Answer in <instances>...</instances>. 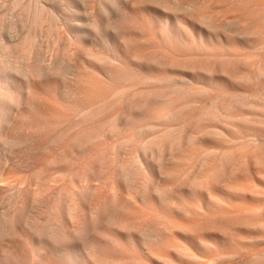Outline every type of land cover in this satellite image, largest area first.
I'll list each match as a JSON object with an SVG mask.
<instances>
[{"label":"bare ground","instance_id":"obj_1","mask_svg":"<svg viewBox=\"0 0 264 264\" xmlns=\"http://www.w3.org/2000/svg\"><path fill=\"white\" fill-rule=\"evenodd\" d=\"M246 1L255 2L254 8L264 5ZM108 3L103 18L78 26L132 62L109 60L102 78L69 79V97L81 109L67 125L61 126L69 119L65 113L40 97L54 82L41 79L42 68H32L35 80L17 66L0 68L7 85L0 86V151L21 158L50 155L34 172L35 188L17 186L12 192L0 155V264H264V118L246 112L264 93V66L206 53L208 43L221 37L202 18L210 32L195 39V23L179 16L182 1ZM78 4L88 7L91 0ZM241 17L238 24L248 20ZM2 20L0 50L12 41L2 34ZM257 20L264 25V15ZM231 34L246 38L255 31L238 28ZM97 53L87 50L88 65L106 62ZM64 66L51 69L62 74ZM224 87L235 90L221 93L226 100L220 97ZM206 95L210 99L202 106ZM198 105L192 123L169 128V121L183 120ZM206 120L214 127H204ZM113 138L117 142L108 150L100 149ZM204 140L208 148L190 151ZM75 169L79 186L68 187L57 200L56 192H46L51 177Z\"/></svg>","mask_w":264,"mask_h":264},{"label":"rangeland","instance_id":"obj_2","mask_svg":"<svg viewBox=\"0 0 264 264\" xmlns=\"http://www.w3.org/2000/svg\"><path fill=\"white\" fill-rule=\"evenodd\" d=\"M176 1H182L185 4L186 8L189 7L191 9L189 10L187 8L188 9L187 11V9L184 6V9H182V11L184 10L183 11L184 13L180 12L179 15V12H176V14L179 16L183 14L185 17L190 18V22L195 23V28H193L194 29L193 36L195 35L194 36L195 39H197L202 35L203 37H206L207 33L210 32V29H208V27H206L205 24L200 23L201 22L200 20H202V18H207L213 22V27H215V30L213 27H212L213 29L211 30L213 32L215 31L214 33H216V35L219 34L221 38H216V40H213L211 43H208L209 45L207 46L206 49H204L207 51L206 53L212 54L214 56L217 55L219 56L221 54L220 56H229V57L231 56L233 58L236 57L237 59L249 58L250 60H252L250 61L248 59L252 65L255 64L254 66H259V65L264 66L263 65L264 64V25L263 24L261 25L260 21L257 20L258 17L264 15L263 4H262L263 6L261 4H257V6L259 5L260 6L259 7L255 6L254 8V5H252L255 3L254 2L251 3L253 8H249L251 7V5H249V3L246 0L245 1L243 0L244 4L249 5V7L245 5L248 9L247 10L246 7L244 8V6H242L243 4L242 2H241L242 4L238 3L240 0L239 1L237 0L235 2L238 3L239 5L235 4L234 1H230V0H184V1L176 0ZM108 2H110V0H91V4L87 7L85 6V4L84 6L78 4V3L83 4L84 0H72V1L70 0H0V18L2 16L3 19L2 25L4 28L2 34L5 37L7 36L11 37L12 40L10 44L11 46L5 45L6 46L5 47L3 45L1 47L2 49L0 50V68L1 69L3 68V71H5V68L9 67L10 65H13L14 67L17 66L16 69L21 71L22 76H26L29 79L32 78V80H35L34 75L35 78L37 77L36 73L31 72L32 68L36 66L37 68H42L43 72L41 79L48 78L47 80L54 82L50 87H45L41 89L40 95L42 96L40 97L44 99L45 103L47 102L46 105L50 106L51 109L60 110L63 113H65L66 118H69L63 121L61 123V126L67 125L72 118H77L80 116V115H76L79 109H81L78 106L79 103H72L71 97H69L71 96L70 95L71 93H69L66 87V84L69 79L74 78V75H78V74L80 75L84 74L87 76L92 75L94 77L98 76L99 78H102L105 76L104 67H108V65L110 64L109 60H113V62H115L117 65L120 66L132 62L130 60V56L127 53L119 52L118 47L108 46L100 41H93L89 36L90 34L89 29H84L82 31L80 29V27L83 26V23L85 24L89 22L87 20H92V18L94 17L103 18L104 8L107 7V9H110L111 6V5L108 6L109 4ZM29 3L31 4L28 9V6L26 5H29ZM75 5L77 7H75ZM78 5H80L81 7ZM71 6H73V8ZM190 6H192V8ZM261 6L263 9L261 8ZM82 7L85 11L83 13H87V14L82 13L83 11L81 9ZM85 7L87 10H85ZM193 7H195L196 9ZM243 15L247 16V18L246 17L245 18L248 20L244 21L245 18L241 17ZM239 16L241 17V19H243L244 21L243 24L242 23L238 24L237 19L238 18L240 19ZM77 17H79L80 19H77ZM253 17H255V21H253L254 20ZM249 18L250 19L252 18L253 20L252 19L249 20ZM78 24L80 27L78 26ZM242 25L244 26V28L242 27ZM245 27L247 28L245 29ZM238 28L239 29L242 28L244 30L253 29L255 31V34L252 35L251 37H246L247 39L238 35H237L238 37L234 35L233 37L231 33L237 30ZM226 35H228V38L230 36L232 37L226 39L225 38L227 37ZM254 36L256 40L259 39V42L254 40L255 38L252 39ZM231 38H233V40H231ZM18 41L21 42L19 43ZM9 43L10 42L8 41V43L6 44ZM13 44H16L17 46ZM89 49L96 53L99 52L97 54H101L100 56L106 59V62H101L93 66H91L90 64L88 65L87 50ZM204 50H196L195 52L199 54H203L205 52ZM58 64L60 67L65 65L63 67L66 70L65 73L62 72L61 74L55 71L53 68L51 69L52 66L53 67L58 66ZM1 82L2 84L4 83L5 85L4 79L0 76V83ZM2 84H0V86H2L1 88L3 87L6 88L7 85L4 86ZM20 91L21 93L25 91V94H27L26 92L29 93L28 90L25 89L23 90V88ZM133 91L134 89L130 91V95H133L132 94ZM233 92H235V90H233L232 88L224 87L222 88L220 94L221 93L231 94ZM28 95H30V93ZM220 97L221 99L225 98L224 100L228 98L223 94H221ZM207 98L210 99V96L206 95L205 98L201 100L202 106L204 104L206 105L207 101H209V99ZM198 103L200 104V101H198ZM2 104L3 103L0 101L1 106H3ZM251 104H253L254 106L258 105L257 106L258 108L249 107L246 110V112L250 115L256 114V116L258 115L259 117L264 118V93L263 95L260 96V99L258 100L256 98L252 99ZM200 105L197 106L196 110L188 111L186 113V117L183 120H179L175 122L169 121V128L171 126H179L182 124H184L182 126H186L187 123H192L194 121L193 119H195L197 115V114L195 115V113L198 111V107H200ZM80 106L83 107L82 104H80ZM123 106L124 104L118 105L114 109H112V111L114 110L118 111L122 109ZM255 108L257 109V111ZM199 109H201V107ZM191 117L193 119H191ZM189 118L193 121L191 122ZM107 119L108 117H105L102 120L99 119L97 123L106 122ZM188 120H190V122H188ZM209 125L210 127H214L213 125L215 124L213 122H209L208 120H206L203 126L209 127ZM57 130L58 129H56L55 133L59 131ZM187 130L188 128H186V131ZM52 131L50 133L54 134ZM261 134L264 135V130L261 132ZM116 142H117V138L104 140L101 143L102 146L100 149L108 150L110 146ZM197 146L198 145L193 147L190 151L198 152L199 147L200 148L205 147V149L206 147L208 148L209 140H204L202 143L201 142L199 143L198 147ZM203 148H201L200 150H203ZM55 151L58 152L59 150L57 149ZM6 153L7 152L0 151V155L5 157L4 169H6V171L4 170V172L6 178L8 177L7 180H5V183L8 185L9 192H12L14 190V187L16 188L17 186L26 189L35 188L36 183L34 180V172L39 166H44L46 164L50 155L44 153L40 156V158H42L40 159L38 158L39 156L35 158H31L28 156L27 158H21L20 155L11 156V154H9L10 155L9 156ZM24 156L25 155H23V157ZM6 165L7 167L5 168ZM115 169L116 167L113 169V171ZM54 171L55 169L54 170L52 169V172ZM75 171L77 170L76 169L73 170L72 172L73 174H70L71 177L70 175L69 176L65 175L61 177L57 176L56 178L55 175L51 177L47 181L46 192H56L54 194L56 195L59 194V196L53 194L54 195L53 197L55 199L56 198L58 199L60 197L59 199H61L62 196L64 195V191H66L68 187L70 188L72 186L73 187L79 186V183L74 181ZM262 184L263 185L260 187L261 188L260 191L264 194L263 191L264 180H262ZM10 186L11 188L12 187L13 188L11 189ZM57 191H59V193H57Z\"/></svg>","mask_w":264,"mask_h":264},{"label":"snow or ice","instance_id":"obj_3","mask_svg":"<svg viewBox=\"0 0 264 264\" xmlns=\"http://www.w3.org/2000/svg\"><path fill=\"white\" fill-rule=\"evenodd\" d=\"M77 19H80L79 17H77Z\"/></svg>","mask_w":264,"mask_h":264}]
</instances>
